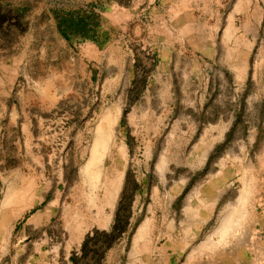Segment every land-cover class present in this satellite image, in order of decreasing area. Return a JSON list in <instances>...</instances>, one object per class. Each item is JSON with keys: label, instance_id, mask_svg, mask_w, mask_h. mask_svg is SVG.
I'll return each mask as SVG.
<instances>
[{"label": "crops", "instance_id": "0c3cea01", "mask_svg": "<svg viewBox=\"0 0 264 264\" xmlns=\"http://www.w3.org/2000/svg\"><path fill=\"white\" fill-rule=\"evenodd\" d=\"M133 17V32L150 58L142 96L160 122L158 136L166 145L194 147L193 158L205 163L232 129V105L242 97L254 35L264 26V0H149ZM87 62L79 57V73L64 69L49 75L44 89L16 97L8 90L11 77L0 76V112L9 115L0 122V264H70L88 233L111 229L123 175L79 168L88 139L95 156L106 144L103 106L83 104L88 81H100L82 72ZM119 70L110 81L123 80L127 72ZM136 73L128 71V80H136ZM199 175L196 196L185 203V182L175 173L166 196L143 207L133 233L113 244L100 264H247L225 246L207 255L212 239L192 248L193 237L218 215V223H225L226 211L237 204L225 198L233 173ZM255 216L264 225V217ZM185 225L195 233H185Z\"/></svg>", "mask_w": 264, "mask_h": 264}, {"label": "rangeland", "instance_id": "374dc122", "mask_svg": "<svg viewBox=\"0 0 264 264\" xmlns=\"http://www.w3.org/2000/svg\"><path fill=\"white\" fill-rule=\"evenodd\" d=\"M148 1L0 0V76L11 77L8 90L16 97L19 93L44 89L49 75L62 73L64 69L79 73L75 65L77 58L88 60L87 69L82 72L98 75L100 81H88L83 104L89 109L103 106L107 119L106 144L102 155L95 156L88 139V154L81 155L79 168L81 173L98 170V173L123 175L121 185L126 198L131 199L130 220L127 232L114 244L133 233L144 216L145 205L166 196V188L175 180V173L185 182V203L196 196L195 188L202 180L199 173H233L225 198L237 204L226 211L225 223H218L221 212L218 211L216 219L190 243L194 248L198 241L212 239L204 248L207 255L225 246L247 264H264V225L255 219V213L264 217V26L254 35L249 78L240 101L233 102L229 136L223 145L213 149L204 163L193 158L192 146L164 144L166 140L158 136L160 122L154 120L149 104L144 103V62L150 58L145 53L143 39L135 36L132 26L136 23L133 16L140 14ZM75 11L97 17L93 40L61 36L55 13ZM121 65H125L124 69ZM119 68L116 74L137 72L136 80H128L126 73L122 74V81H110L113 70ZM101 89L103 97L96 100V92ZM8 116V112H0V122H6ZM88 118L92 123V113L89 112ZM75 162L72 161L73 173ZM240 173L247 174L240 176ZM187 207L185 204L184 215L190 218L193 212ZM184 229L185 233H195L192 226L185 225Z\"/></svg>", "mask_w": 264, "mask_h": 264}, {"label": "trees", "instance_id": "16d2710c", "mask_svg": "<svg viewBox=\"0 0 264 264\" xmlns=\"http://www.w3.org/2000/svg\"><path fill=\"white\" fill-rule=\"evenodd\" d=\"M57 29L62 37L76 36L85 40H93L98 28V19L93 15H85L81 11L55 13ZM123 188L113 216V223L108 232L93 230L88 233L78 253H73L70 264H100L106 251L126 232L130 220L131 199L126 200Z\"/></svg>", "mask_w": 264, "mask_h": 264}]
</instances>
